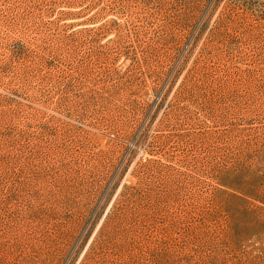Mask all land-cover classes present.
<instances>
[{
	"label": "rangeland",
	"instance_id": "1",
	"mask_svg": "<svg viewBox=\"0 0 264 264\" xmlns=\"http://www.w3.org/2000/svg\"><path fill=\"white\" fill-rule=\"evenodd\" d=\"M0 264H264V0H0Z\"/></svg>",
	"mask_w": 264,
	"mask_h": 264
}]
</instances>
